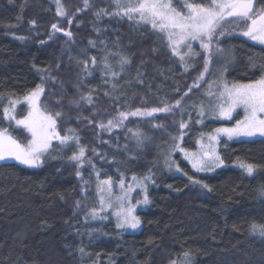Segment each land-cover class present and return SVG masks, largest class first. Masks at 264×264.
Returning <instances> with one entry per match:
<instances>
[{
	"label": "trees",
	"instance_id": "1",
	"mask_svg": "<svg viewBox=\"0 0 264 264\" xmlns=\"http://www.w3.org/2000/svg\"><path fill=\"white\" fill-rule=\"evenodd\" d=\"M90 2L93 6L84 9L83 0H62L74 14L69 25L68 17L56 16L54 0H0V94L22 96L41 82L47 69L54 78L46 82L47 103L52 110L63 111L61 130L76 129L81 143L89 149L86 157L102 177L117 178L123 171L130 179L151 170L155 174V184L148 188L151 204L139 213L142 227L132 233L117 229L112 218L86 223L85 209L77 208L76 203L91 207L97 201L92 183L95 174L89 164L80 169L85 180L91 174L84 192L67 152L62 159L48 158L39 168L11 160L0 163V264H170L184 251L192 254L194 264H264V237L250 229L254 222L264 223V197L259 193L264 185V137L222 139L220 154L225 166L214 172L195 173L176 152L172 159L183 171L177 174L166 167L165 152L178 125L164 114H158L164 128H154L150 118L130 117L126 121L149 137L139 149L123 128L101 132L96 123H106L122 107L134 110L157 106V97L179 98L202 62L185 72L148 27L119 17L97 20V10H114L113 0ZM53 23L71 31L73 40L62 32L49 39ZM21 36L25 39L17 38ZM89 41H95L96 47ZM221 46L230 54L218 58L214 71L226 64L230 83H247L264 71V46L239 36L222 38ZM107 51L119 52L130 61L116 80L104 75L101 61ZM92 57L97 60L95 68ZM116 59L110 57L119 71ZM83 61H88L91 74L83 72ZM89 92L94 104L80 101L77 108L73 102ZM199 99V90H193L188 103ZM24 109L25 105H20L18 114H26ZM192 115L191 131L183 139V146L191 151L196 149L201 131L233 126L236 118L199 125L194 122L195 112ZM0 123H6L2 109ZM17 131L21 139L27 137L22 129ZM238 160L258 165L257 173L248 176L237 166ZM188 176L203 180L213 191L192 185Z\"/></svg>",
	"mask_w": 264,
	"mask_h": 264
},
{
	"label": "snow or ice",
	"instance_id": "2",
	"mask_svg": "<svg viewBox=\"0 0 264 264\" xmlns=\"http://www.w3.org/2000/svg\"><path fill=\"white\" fill-rule=\"evenodd\" d=\"M54 3L56 16L68 17L67 23L71 25L74 14L66 9L62 0H54ZM83 5L84 9L93 6L90 0H83ZM113 5V11L97 10L95 12L97 20L102 16L119 17L126 18L138 27H148L158 35L185 72L196 63L202 62V67L179 98L173 100L170 97H157V106L137 107L134 110L122 107L108 118L106 123L103 120L96 123L101 132L110 133L113 129L123 128L135 140V146L139 149L145 145L149 137L141 128L129 127L126 121H129L130 117L150 118L148 122L154 128H164L163 121L158 119V114H164L165 118L171 119L173 125H178L176 134H170L171 144L165 152L166 166L169 169L175 167L177 172L181 171L176 161L172 159L174 153L180 152L195 173L212 172L224 166L225 161L218 150L222 138L231 141L264 137V71L258 79L247 83H230L224 75V70L218 75L214 71L218 58L224 56L226 52L230 54L229 50L221 46L222 38L239 36L264 46V0H113ZM32 23L35 24V21ZM51 28L49 39H52L55 33L62 32L69 41L73 40V33L58 23H53ZM17 38L25 39L22 36ZM194 42L198 44L200 51L193 47ZM89 44L96 47L95 41H89ZM110 57L117 58L115 62L119 66V71L113 67ZM101 62L104 75L110 76L113 80H116L124 71L125 65L130 63L123 54L111 51H107ZM91 63L95 68L96 57L91 58ZM82 70L91 74L88 61H83ZM44 72L45 74L41 75V82L22 96L11 93L5 97L0 94L2 119L6 122L0 123V163L6 164L11 160L28 168H39L48 158L62 159V154L75 145L67 160L73 162L77 168L76 175L84 185L82 191H88L91 174L89 179L85 180L80 169L89 164L95 174L92 183L95 184L96 203L91 207L82 204L81 201L76 203L77 208L85 209V222L114 218L117 229L135 231L141 226L137 208L151 203L148 186L155 184V174L149 170L143 176L133 175L130 181L123 171H119L115 179L112 175L102 177L101 171L97 170L92 160L86 157L89 149L81 143L76 129L68 127L61 130L63 111L52 110L47 103L46 82L54 78L47 69ZM112 87L115 89L116 84L114 83ZM193 90H199L202 99L188 103ZM80 101L93 105L92 92L80 94V99L73 102L77 108L81 106ZM20 105H25L26 114H18ZM193 112L196 116L194 122L201 125L205 124L207 119L233 120L234 116L236 118L231 127H216L209 132L201 131L196 140L197 149L191 151L183 146V139L188 131H191ZM84 119L93 123L89 117ZM18 129L27 133L25 139H21ZM54 141L56 143H53ZM91 151L95 153V149ZM237 166L250 177L257 173L259 168L254 163L239 160ZM188 180L192 185H198L208 193L213 191L207 183L195 176H188ZM133 193L142 198H134ZM259 193L264 197V185L259 189ZM250 229L252 234L264 237V223L254 222L250 224ZM80 251L84 252V249L81 248ZM170 264H194V259L190 252L184 251L178 253L177 258L171 260Z\"/></svg>",
	"mask_w": 264,
	"mask_h": 264
},
{
	"label": "rangeland",
	"instance_id": "3",
	"mask_svg": "<svg viewBox=\"0 0 264 264\" xmlns=\"http://www.w3.org/2000/svg\"><path fill=\"white\" fill-rule=\"evenodd\" d=\"M193 47L195 48V47H198V44H196L195 42H194V44H193ZM223 66H224V69H223ZM223 66L221 65L220 66V68L219 69H217V70H215V73L218 75L219 74V72L221 71V70H224V75H225V77H226V72H225V68H226V64H223ZM240 114H242V112L240 113ZM235 117V116H234ZM242 117V116H241ZM206 121H212V120H210V119H207ZM216 121H221V122H223V121H231V120H216ZM235 123V122H234ZM199 125H201V124H199ZM223 127H231V126H223ZM256 138H261V137H259V136H257V137H253V138H241L240 140H245V139H248V140H250V139H256ZM222 139H224V138H222ZM235 141V140H234ZM53 143H56L55 141L53 142ZM75 149V145H73L72 146V149H68V150H66L65 152H67L68 154H72V151ZM196 149H197V146H196ZM195 149V150H196ZM195 150H192V151H195ZM219 152H220V147H219ZM180 155H181V157L184 159V157H183V155H182V153H180V152H178ZM186 160V159H185ZM187 161V160H186ZM188 162V161H187ZM189 163V162H188ZM190 164V163H189ZM178 165V164H177ZM190 166H191V164H190ZM224 166H225V164H224ZM223 166V167H224ZM167 167V166H166ZM171 169H173L177 174H183V171L181 170V171H179V172H177L176 171V169H175V167H173V168H171ZM217 169H219V168H217ZM216 169V170H217ZM212 172H214V171H212ZM115 179V178H114ZM130 179H131V177H130ZM130 179H129V181H130ZM151 184H149V186H150ZM149 186H148V188H149ZM137 191H139V190H137ZM136 194L137 193H133V196H134V198H137L136 197ZM149 194V193H148ZM140 198H142V197H140ZM151 204V203H150ZM150 204L149 205H140L138 208H137V214L140 216V212L142 211V210H145V209H147L149 206H150ZM141 218V217H140ZM114 221H115V219L114 218H112ZM141 224H142V222H141ZM142 227V225L140 226V228ZM140 228H138V229H136L135 231H137V230H139ZM127 232H130V233H132V232H134L133 230H131V229H129V230H126Z\"/></svg>",
	"mask_w": 264,
	"mask_h": 264
}]
</instances>
